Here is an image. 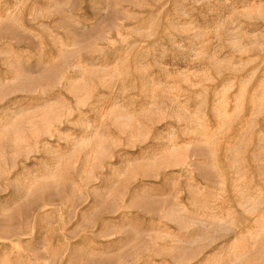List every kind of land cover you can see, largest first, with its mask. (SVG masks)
Instances as JSON below:
<instances>
[{
  "label": "rangeland",
  "instance_id": "rangeland-1",
  "mask_svg": "<svg viewBox=\"0 0 264 264\" xmlns=\"http://www.w3.org/2000/svg\"><path fill=\"white\" fill-rule=\"evenodd\" d=\"M0 264H264V0H0Z\"/></svg>",
  "mask_w": 264,
  "mask_h": 264
}]
</instances>
